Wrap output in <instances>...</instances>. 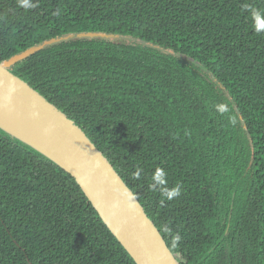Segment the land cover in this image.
<instances>
[{
    "label": "trees",
    "instance_id": "1",
    "mask_svg": "<svg viewBox=\"0 0 264 264\" xmlns=\"http://www.w3.org/2000/svg\"><path fill=\"white\" fill-rule=\"evenodd\" d=\"M245 5L264 0H0V63L70 34L130 40L68 38L9 71L84 133L178 264H264V30ZM0 264L135 263L74 178L0 130Z\"/></svg>",
    "mask_w": 264,
    "mask_h": 264
},
{
    "label": "water",
    "instance_id": "2",
    "mask_svg": "<svg viewBox=\"0 0 264 264\" xmlns=\"http://www.w3.org/2000/svg\"><path fill=\"white\" fill-rule=\"evenodd\" d=\"M75 37L110 40L121 36L70 34L48 40L0 63V117L7 116L10 127H14L0 123V130L74 178L101 221L135 264H178L135 196L84 133L9 71L17 61L45 46Z\"/></svg>",
    "mask_w": 264,
    "mask_h": 264
},
{
    "label": "clouds",
    "instance_id": "3",
    "mask_svg": "<svg viewBox=\"0 0 264 264\" xmlns=\"http://www.w3.org/2000/svg\"><path fill=\"white\" fill-rule=\"evenodd\" d=\"M17 6L20 8H23L25 11H28L30 9L36 8L38 6V0L36 3H33L32 0H17ZM246 8L249 9V11L251 12V15L253 16V18L256 20V29L259 32L260 30H264V9H259V8H254L252 6L249 5H245ZM218 110L221 112L226 111L227 109H225L223 106H218ZM142 171V169H137L136 173H134V175L138 178L139 173ZM161 173L160 169H157L155 175L158 177ZM154 185H150V188H153ZM181 194V185L177 184L174 188H172L169 192H168V198L171 199L173 197L179 196ZM180 240V236L179 234H177L174 237V242H179Z\"/></svg>",
    "mask_w": 264,
    "mask_h": 264
},
{
    "label": "bare ground",
    "instance_id": "4",
    "mask_svg": "<svg viewBox=\"0 0 264 264\" xmlns=\"http://www.w3.org/2000/svg\"><path fill=\"white\" fill-rule=\"evenodd\" d=\"M7 116H2L0 117V123L3 125V126H6V127H9V128H12L14 129V127H10L12 125H10L11 123L7 121ZM16 130L18 131V129L16 128Z\"/></svg>",
    "mask_w": 264,
    "mask_h": 264
},
{
    "label": "rangeland",
    "instance_id": "5",
    "mask_svg": "<svg viewBox=\"0 0 264 264\" xmlns=\"http://www.w3.org/2000/svg\"><path fill=\"white\" fill-rule=\"evenodd\" d=\"M111 41H123V42H129L130 40H128L127 38H122V37H117V38H112L110 39Z\"/></svg>",
    "mask_w": 264,
    "mask_h": 264
}]
</instances>
